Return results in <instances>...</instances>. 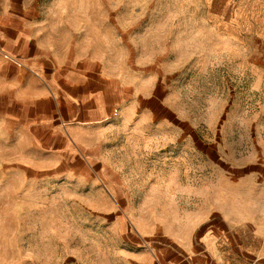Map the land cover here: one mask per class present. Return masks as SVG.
<instances>
[{"label": "rangeland", "instance_id": "obj_1", "mask_svg": "<svg viewBox=\"0 0 264 264\" xmlns=\"http://www.w3.org/2000/svg\"><path fill=\"white\" fill-rule=\"evenodd\" d=\"M30 1L58 46L103 56L111 74L141 76L171 106L164 129L173 147L148 157L158 173L166 158H179L181 143L187 164L173 176L213 173L212 149L202 165L196 135L180 141L186 131L205 130L208 144L218 128L264 133V0ZM71 156L36 150L21 123L0 125V264H147L166 248L181 253L179 226L161 224L177 218L181 199L160 196L164 183H132L145 197H126L135 192L117 181L116 166L106 170L115 181L82 182L74 175L85 168L70 165ZM166 185L176 197L179 183Z\"/></svg>", "mask_w": 264, "mask_h": 264}, {"label": "crops", "instance_id": "obj_2", "mask_svg": "<svg viewBox=\"0 0 264 264\" xmlns=\"http://www.w3.org/2000/svg\"><path fill=\"white\" fill-rule=\"evenodd\" d=\"M93 54L58 46L30 0H0V125L23 124L24 139L36 150H69L70 165L85 168L86 174L76 171L78 181H115L106 170L116 166L117 181L135 192L124 197H145L130 185L137 182L164 183L160 196L172 205L179 197V217L160 223L171 231L179 226L181 253L166 248L145 263L264 264L263 130L254 136L252 127L214 129L212 144L205 130L186 131L180 141L196 135L193 148L201 152L202 165L206 148L212 149L213 173L195 181L173 176L174 166L187 164L188 146L181 143L176 160L164 153L165 171L159 174L152 167L160 164L148 157H158L153 150H171V129L164 127L174 111L151 86L141 85V76L111 74L103 56ZM158 107L166 115L159 117ZM121 154L128 164L118 162ZM175 182L176 197L166 185Z\"/></svg>", "mask_w": 264, "mask_h": 264}]
</instances>
